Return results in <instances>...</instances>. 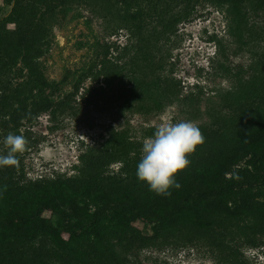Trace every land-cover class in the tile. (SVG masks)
<instances>
[{
  "label": "rangeland",
  "instance_id": "1",
  "mask_svg": "<svg viewBox=\"0 0 264 264\" xmlns=\"http://www.w3.org/2000/svg\"><path fill=\"white\" fill-rule=\"evenodd\" d=\"M15 1L0 0V155L10 132L29 146L18 168H0V189L16 201L55 181L138 192L143 141L163 121H193L203 133L186 173L216 159L264 110V0ZM19 11L21 24L12 22ZM29 19L32 46L19 56L17 35ZM97 56L103 66L81 86L103 87L102 96L68 97ZM19 94L27 115L11 123L6 112ZM85 216L64 206L40 219L61 227ZM213 219L209 228L161 234L132 219L106 234L114 256L100 243L67 255L46 233L11 238L0 245V264H264V219Z\"/></svg>",
  "mask_w": 264,
  "mask_h": 264
},
{
  "label": "trees",
  "instance_id": "2",
  "mask_svg": "<svg viewBox=\"0 0 264 264\" xmlns=\"http://www.w3.org/2000/svg\"><path fill=\"white\" fill-rule=\"evenodd\" d=\"M20 1L16 0L15 5L19 7ZM37 1L42 4L54 2ZM126 1L117 0L118 3ZM17 15L20 21L13 18L12 22H24L25 15L20 11ZM33 33L34 26L29 19V25L23 23L17 35L19 56H23L20 52L27 46L31 48L29 35ZM0 62H3L2 58ZM26 65L32 66L29 62ZM7 66L4 62L3 71ZM98 66H103V62L97 56L79 75L67 96L82 91L87 96H102L103 87L94 91L81 86L83 77L100 71ZM34 88L43 90L39 84ZM27 110V100L19 94L16 104L8 106V120L15 123L27 115ZM176 181L181 187L170 189L169 196L155 194L147 183L138 192L122 191L118 195H109L105 192L93 193L88 185L74 187L66 181H55L16 201L9 189L1 188L0 245L11 238L31 240L46 233L55 246L67 255L81 253L100 243L114 256L106 245V234L116 233L136 218H143L151 224L155 234L188 225L209 228L216 214L234 219H264V110L255 126L223 148L216 159L193 171L179 173ZM64 206L71 207L77 217L85 214V218L61 227L40 219L44 210L56 211Z\"/></svg>",
  "mask_w": 264,
  "mask_h": 264
},
{
  "label": "clouds",
  "instance_id": "3",
  "mask_svg": "<svg viewBox=\"0 0 264 264\" xmlns=\"http://www.w3.org/2000/svg\"><path fill=\"white\" fill-rule=\"evenodd\" d=\"M204 142L203 133L195 122L163 121L155 129L154 135L143 141L137 178L146 182L150 191L155 194L171 195L170 189L181 187L176 176L189 167L191 161L188 157ZM4 144L8 151L6 155H0V168H18V155L28 150L29 141L23 135L10 132L4 139Z\"/></svg>",
  "mask_w": 264,
  "mask_h": 264
}]
</instances>
